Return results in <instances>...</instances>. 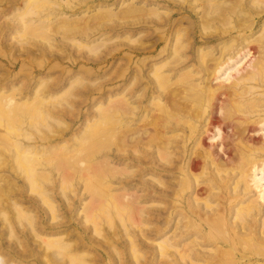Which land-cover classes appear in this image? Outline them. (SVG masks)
Returning <instances> with one entry per match:
<instances>
[{
	"label": "rangeland",
	"instance_id": "1",
	"mask_svg": "<svg viewBox=\"0 0 264 264\" xmlns=\"http://www.w3.org/2000/svg\"><path fill=\"white\" fill-rule=\"evenodd\" d=\"M202 1L203 19L200 0H0V264H190L189 255L210 256L214 248L189 228L193 222L170 214L180 201V179L193 191L185 171L171 174L170 167L180 165L191 125L201 124L190 116L175 117L185 125L164 118L163 88L176 86L184 71L193 74L181 79L185 85L207 84L198 70L207 59L215 63L226 44L216 36L244 1ZM259 1H246L255 14ZM253 57L242 50L212 77L218 98L198 101L216 116L201 141L220 162L229 161L235 137L233 123L221 121L227 104L221 87L252 70ZM152 115H164L160 136L169 145L150 138ZM256 127L245 137L258 147L264 123ZM208 170L200 172L201 184ZM253 173L252 194L264 200V166Z\"/></svg>",
	"mask_w": 264,
	"mask_h": 264
},
{
	"label": "bare ground",
	"instance_id": "2",
	"mask_svg": "<svg viewBox=\"0 0 264 264\" xmlns=\"http://www.w3.org/2000/svg\"><path fill=\"white\" fill-rule=\"evenodd\" d=\"M200 1L202 3L199 6L200 14H201L200 17L203 19L205 12H206V7H205V4L203 3L204 1L202 0ZM238 1L239 2L244 1V2L239 4L238 9H235L230 13V16L233 15V19L231 20L232 23H230L231 24L230 27L226 28V30L225 29L223 30L222 28L221 30L223 31L218 33V35L216 36V38L219 40V43H222V42L226 43L225 45H223L224 47L222 46L219 49L220 55L218 56V58H214V57H213L214 59L212 58L215 61V63H212V64H210V61H208V59L206 58L209 64L205 63L206 64L205 68L198 70V72H200L201 74L203 72L207 73V78H205L207 84H204L205 86H202V88H200L201 86L199 87L198 85L197 89L196 87H197L198 82L196 83V85H194V82L190 81L188 82L187 85H185V83L182 82V80L183 81L185 80L186 82V80L190 77L193 79L192 77L193 74L191 75L189 74L191 71L190 72L184 71L178 75L179 77L175 79L174 82H172V84L176 86H172L171 88V83H168L170 84L169 88L166 87V89L168 90H164L165 87L163 88V91H165L164 95L166 94L165 104H167L169 107V109L167 107L165 110L168 109L170 112V109H171L170 113L165 112L167 114L166 116L162 115L164 116V118L166 119L174 118L177 120L178 118H175V117H178L179 115H182L184 118L190 116L191 118L199 120L201 124V126L200 125L196 126L195 124H192L191 121L189 120L190 121L189 124H192L191 125L192 127L191 126L189 127L193 128L192 137L191 135H189L190 136V137L188 136L189 138L186 137L184 139L183 141L184 144L182 143L183 149H181L182 157L180 159L181 160L180 165L177 167H174V165L173 167H170L171 174H175L176 170H181L182 172L185 171L184 174L186 173L187 175L186 177L188 178L190 177L191 180H193V187H192L193 191H192V194H190L189 192H187V190L191 188L192 182L190 183L187 178L183 177L184 176L183 174L182 176L183 178L180 179L181 185H179L180 187L179 189L181 190V192L177 193L179 195L177 196L180 197V201L176 202L177 204L175 203L172 204L173 208L170 214L173 215L174 212L177 211V215L181 214L182 216L185 217V219L181 217L182 219L188 220L190 224L191 222H193L194 225L192 224L193 226H191L189 224L190 225L189 228L192 227L195 230V232L202 234V237L204 238V240L214 248L212 252L213 254L210 253V256H208L209 255L208 252L210 249L207 250L208 252H206L208 253V255L200 251L201 253L198 254L199 257H195V259L193 258L194 256H192L193 254L191 256L187 255L188 257H190V259H188L190 260L189 262L190 264H193L196 259L198 261L206 259V261L208 260V262L212 264H264V205H262V202L260 201L263 199H260L261 193L257 195H254V193L252 194L253 189H252V184L250 183L252 182L251 177L253 176L252 174H254L253 172H255L256 169L258 170L259 167L264 166V156L262 158V155L261 157L260 155L259 156L256 155V153L257 154L259 153L258 150H261V152L264 153V144L263 145L261 144L262 146L257 145L258 147H255L253 145L254 143L253 144L249 143L248 138L245 137L246 135L245 133L247 130L255 129L257 128L256 125L259 126L262 123H264V98L261 97V96H264V8H263L264 3L261 4L262 1L260 2L258 0L263 7L260 9L258 13L255 14L249 8L250 7L249 3L251 4V2H246L247 0H238ZM224 3H225L224 6H226V0H224ZM224 8L223 9L222 7L220 8L224 11H220V9H219V12L217 11L219 14V18L222 17L223 19H225V17L229 16L228 14L225 13L227 9L226 8L224 9ZM229 20L230 18L227 21ZM257 32L259 33L257 34ZM226 34H229L228 37L225 36ZM244 49H247V51L251 52L252 56H254L253 57L254 59L252 60V62L249 63L250 66L252 67V70L250 71L246 70L247 71L246 73H241L239 74V76H236L231 81V83H229V85L227 84L221 87V90H222L221 92L224 93L226 96V98L224 96V100L227 101L225 102V104L226 103L227 104H226L225 113H222L223 115L222 119L220 118V116L218 118L221 119V121H223L224 119L225 121L233 123L232 125L233 130H231L233 131L232 132L233 134L231 132H229V134L235 136L234 139H231L232 148L230 149L232 152H231L230 159H228L229 161L227 163H224V162L219 161L220 159L217 158L218 155L217 156L214 155V153L211 151L209 147L208 148L204 147L205 144L203 145L204 142L202 143L201 141L204 139L201 136L203 135L202 133L207 132L210 130V128H212L211 126L215 124L214 118L216 116L211 117L210 114L212 113L210 112L207 113V109H204V108H203L204 110L200 109L201 107L200 105H202L203 103L198 102V101H203L202 98L206 97L209 101L211 100V102H213L215 100L214 98H218L216 96L215 88L212 87L214 85L211 86V84H209L211 83V80H213L212 77L214 78L216 76L217 71H220L221 68L224 67L225 64H228V62L232 60L235 56H238L239 54H241L242 50ZM208 56L210 57L209 54ZM172 62L174 61L172 60ZM201 62L203 64V61ZM180 69H183V68L182 67L178 68V71ZM164 75L162 77L163 80L165 77ZM167 77L168 75H166L165 78ZM168 84L167 86H169ZM194 86H195V89H194ZM243 86H246V92L244 91V93L240 91V90L245 89V88L240 89ZM188 96L189 97L191 96V97L189 98ZM258 96H260V98ZM192 97L198 103L196 102L193 103L192 101H190L191 103L194 104V105L192 104L193 106L192 105L190 106V104L187 102H189L188 99H191ZM207 99H205L206 104H208ZM199 103H200L199 105L200 107L198 106ZM165 104L163 108L166 107ZM211 105L213 108L214 104L211 103ZM158 106L160 107V105ZM194 106L195 107L198 106L199 108L198 107L197 108L200 110H198ZM243 106L246 107V109H244L245 111L239 110L241 111L239 113L238 109L243 108ZM194 109H197V110H194ZM162 116L152 115V118H151L152 120L149 123L151 124L150 126L152 127V129L149 128L150 130L149 133L153 130L150 138L154 141L157 139L161 141L164 138L163 134H161V136L163 135V137L160 136V133L162 132V129H163V120H165L163 119ZM184 118H182V121L180 122L181 124L185 125L186 122L185 123L183 122L185 121ZM174 119L172 120L174 123L175 122H177L176 124L180 123L179 122L180 119H178V121ZM170 120L171 119H169L168 121ZM189 121L187 120V122ZM232 121H234L235 123ZM173 122H171V124ZM127 127L128 126H126V128ZM126 128L122 131L124 133V134L122 133L123 138L127 137L124 135L127 133V130L129 128H127V130ZM190 129L188 130L190 131ZM184 134H183V137H184ZM174 136L176 137L177 135H174ZM193 137H195V139H193ZM167 138L163 139L160 144H162L164 140L165 142H169V141H166ZM180 140H181V136H180ZM225 140H228L227 137ZM165 142H163V144H165ZM231 142L229 141V143ZM251 142H254V141L252 140ZM88 144L90 143L88 142ZM167 144L169 145V143ZM175 144H179V143H175ZM190 145H192V154H191L192 156L190 155L191 157L189 158L188 150H189ZM229 145L230 144H228V146ZM168 156L171 157V155H168ZM186 161L189 162V166H187L188 163L185 164ZM207 169H210L208 170L210 175H207L209 176V178L207 179L206 184H204L205 183L204 182L202 183L203 186L200 187V185L202 184L200 183V181H198L199 174L201 172V174L203 175L201 174L200 175L204 177L205 175L204 172ZM101 173H104V172H101ZM179 178L181 177L179 176ZM178 182L179 181H177V183ZM252 183H254V181ZM257 190H259V188ZM261 190H264V189H261ZM210 198H213L215 202H217V204L215 203L213 204L212 202H210L209 201ZM202 203H203V207L205 208V211L203 210L204 208L201 207ZM174 217H176V215ZM179 217L180 216H178V218ZM236 220H240L241 222L243 221V223L238 224L239 222L237 223ZM196 223H198V225ZM189 228L187 229L189 230ZM189 232H192V231H189ZM186 246H187V243H186ZM191 252L192 251L190 250L189 253L191 254Z\"/></svg>",
	"mask_w": 264,
	"mask_h": 264
}]
</instances>
